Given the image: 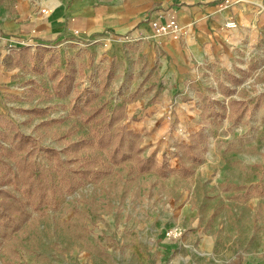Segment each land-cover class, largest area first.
Masks as SVG:
<instances>
[{"label":"rangeland","instance_id":"1","mask_svg":"<svg viewBox=\"0 0 264 264\" xmlns=\"http://www.w3.org/2000/svg\"><path fill=\"white\" fill-rule=\"evenodd\" d=\"M15 60L0 116L39 148L78 158L70 169L102 172L37 209L0 187V264H264V50L168 107L173 95L146 93L118 66L96 68L75 45L25 48ZM114 112L122 119L106 131ZM120 125L164 175L112 165L98 139ZM81 140L93 144L60 153Z\"/></svg>","mask_w":264,"mask_h":264},{"label":"crops","instance_id":"2","mask_svg":"<svg viewBox=\"0 0 264 264\" xmlns=\"http://www.w3.org/2000/svg\"><path fill=\"white\" fill-rule=\"evenodd\" d=\"M222 1L0 0V107L13 91L18 52L71 45L96 68L123 69L146 93L173 95L166 104L173 105L203 77L211 80L264 50V0L221 7ZM169 13L185 34L153 38L151 22L164 23ZM229 20L235 28L224 27Z\"/></svg>","mask_w":264,"mask_h":264},{"label":"trees","instance_id":"3","mask_svg":"<svg viewBox=\"0 0 264 264\" xmlns=\"http://www.w3.org/2000/svg\"><path fill=\"white\" fill-rule=\"evenodd\" d=\"M121 119V113L114 112L106 131ZM0 124L8 128V131L0 130V140L3 141H0V187L11 186L13 196L23 209L51 205L57 196L73 191L79 185L78 180H94L102 172L90 168L70 169V164L78 158L61 159L59 152L39 148L31 137L20 133L13 124L1 116ZM139 138V135L128 131L125 125H120L111 133L102 134L98 139V147L108 152L107 158L112 165L133 161L131 171L136 174L158 170L164 175L166 170L164 164L157 165L153 158L143 159L135 155L139 152L134 150L135 140ZM92 144L91 141L81 140L68 144L60 153L67 156ZM40 154L47 156L49 160L52 159V167L36 163L35 159ZM94 163L95 160L91 158L83 165L91 167ZM180 170L183 175L187 173L184 167Z\"/></svg>","mask_w":264,"mask_h":264},{"label":"built area","instance_id":"4","mask_svg":"<svg viewBox=\"0 0 264 264\" xmlns=\"http://www.w3.org/2000/svg\"><path fill=\"white\" fill-rule=\"evenodd\" d=\"M229 0H223L222 3L219 5L221 7L229 5ZM40 14H45L46 11L44 9H40ZM224 27L227 29H233L236 27V24L234 21L229 20L226 21L224 24ZM151 28L153 32V38L159 39L160 37L164 36L165 34H169L173 40H178L182 35H184V31L179 27V25L176 23V20L174 18V15L168 14L167 20L164 23H159L157 21L151 22ZM75 36H79L78 31H74Z\"/></svg>","mask_w":264,"mask_h":264}]
</instances>
